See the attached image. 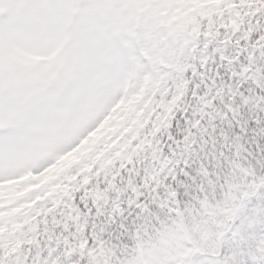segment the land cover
I'll return each instance as SVG.
<instances>
[{"label":"snow or ice","instance_id":"6c2138e0","mask_svg":"<svg viewBox=\"0 0 264 264\" xmlns=\"http://www.w3.org/2000/svg\"><path fill=\"white\" fill-rule=\"evenodd\" d=\"M0 264H264V0H0Z\"/></svg>","mask_w":264,"mask_h":264}]
</instances>
